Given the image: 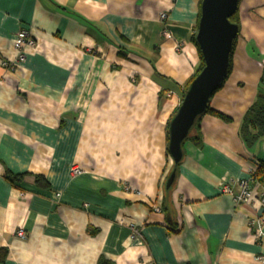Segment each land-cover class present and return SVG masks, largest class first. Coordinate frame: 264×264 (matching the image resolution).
I'll return each instance as SVG.
<instances>
[{
    "label": "crops",
    "instance_id": "0c3cea01",
    "mask_svg": "<svg viewBox=\"0 0 264 264\" xmlns=\"http://www.w3.org/2000/svg\"><path fill=\"white\" fill-rule=\"evenodd\" d=\"M200 5L0 0V264H264L260 189L233 198L264 161V135H239L261 89L264 0L238 2L231 68L208 102L228 120L204 112L176 170L167 151L200 62ZM21 29L34 45L16 63Z\"/></svg>",
    "mask_w": 264,
    "mask_h": 264
},
{
    "label": "water",
    "instance_id": "95a60500",
    "mask_svg": "<svg viewBox=\"0 0 264 264\" xmlns=\"http://www.w3.org/2000/svg\"><path fill=\"white\" fill-rule=\"evenodd\" d=\"M239 0H201L200 18L195 40L203 59V67L184 92L176 113L168 125L167 151L176 164L182 157V142L186 139L195 119L202 115L209 99L225 79L233 39L238 32L230 16L236 11ZM169 174L165 187L174 179Z\"/></svg>",
    "mask_w": 264,
    "mask_h": 264
},
{
    "label": "trees",
    "instance_id": "16d2710c",
    "mask_svg": "<svg viewBox=\"0 0 264 264\" xmlns=\"http://www.w3.org/2000/svg\"><path fill=\"white\" fill-rule=\"evenodd\" d=\"M229 19L231 22H234L237 24L238 31H239V21H238V16H237V9L233 13V15L230 16ZM235 39H236V37L233 39L232 49H231V52L229 55V65H228L227 75H228L230 68H231V57H232V52H233V48L235 45ZM193 41H194L195 46L197 47L199 57H200V62H199L198 67L196 68L193 76L191 77V79L187 83L184 92L188 88L190 82L194 79V77L199 73V71L203 67V59H202V56L200 53V49L198 47L196 40L194 39ZM227 75H226V77H227ZM224 80L222 81L221 84H219V86L216 88V90H218L221 87ZM260 80H261V89L258 90V92L255 96V99L253 100L251 105L247 108L245 113L243 114V117L241 119V124L239 127V135H240L241 139L243 140V142L247 146L253 144L254 142L259 140L264 135V71H263V74H262ZM206 112L211 113V114H213L219 118H222L224 120H228V117H226L225 115H223L217 111L210 109L208 105H207L206 110H205V113ZM175 113H176V111H175ZM200 116H198L195 119L186 139H191V138L192 139H199L198 120H199ZM192 132L197 133V135L193 136ZM183 142H182V144H183ZM179 163H180V161L176 164L174 163L175 170L177 169V166ZM5 177L8 181H10L11 183H14L15 181L19 180L20 176L18 174H13L11 172H7ZM37 178L40 179L39 177H37ZM252 179L254 181L258 182L260 184V186L264 189V161H262L258 164L255 172L252 174ZM6 250H7L6 248H3V247L0 248V262L3 261L5 254H6ZM97 264H111V263L108 260H105L104 258L101 257L98 259Z\"/></svg>",
    "mask_w": 264,
    "mask_h": 264
},
{
    "label": "built area",
    "instance_id": "2783aa9c",
    "mask_svg": "<svg viewBox=\"0 0 264 264\" xmlns=\"http://www.w3.org/2000/svg\"><path fill=\"white\" fill-rule=\"evenodd\" d=\"M161 17L164 18L165 14L162 13ZM33 45H34V40L33 38L30 37L29 33L25 29H21L17 31V33L15 34L14 40H13V49L16 55L15 62L18 63L20 61H23L24 48L26 46H33ZM16 63L9 64L7 62H4L3 65L13 67L15 66ZM237 183L239 186V191L237 194L233 196L235 202L249 203L254 196V191L256 190L257 187H259L260 190H259L258 196H259L261 203L264 205V189L260 186L258 182L252 179V175L248 178L240 179ZM221 190L227 193H231V190L227 184H224L223 186H221ZM58 195L59 194H56L57 197ZM155 210L159 211L157 208ZM129 227L131 231L133 232V234H139V230L136 229L134 225L130 224ZM15 235L19 238H24L25 232L22 228H18L15 232Z\"/></svg>",
    "mask_w": 264,
    "mask_h": 264
}]
</instances>
